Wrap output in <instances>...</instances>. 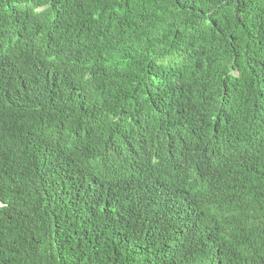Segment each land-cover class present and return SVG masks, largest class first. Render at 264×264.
Returning <instances> with one entry per match:
<instances>
[{
	"label": "trees",
	"instance_id": "obj_1",
	"mask_svg": "<svg viewBox=\"0 0 264 264\" xmlns=\"http://www.w3.org/2000/svg\"><path fill=\"white\" fill-rule=\"evenodd\" d=\"M0 264H264V0H0Z\"/></svg>",
	"mask_w": 264,
	"mask_h": 264
}]
</instances>
